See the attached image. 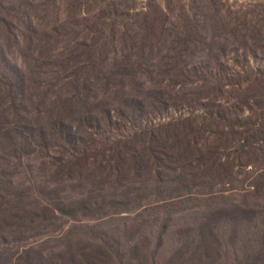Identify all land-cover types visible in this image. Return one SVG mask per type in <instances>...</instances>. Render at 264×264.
Listing matches in <instances>:
<instances>
[{
    "label": "rangeland",
    "instance_id": "1",
    "mask_svg": "<svg viewBox=\"0 0 264 264\" xmlns=\"http://www.w3.org/2000/svg\"><path fill=\"white\" fill-rule=\"evenodd\" d=\"M83 257L264 264V0H0V264Z\"/></svg>",
    "mask_w": 264,
    "mask_h": 264
},
{
    "label": "trees",
    "instance_id": "2",
    "mask_svg": "<svg viewBox=\"0 0 264 264\" xmlns=\"http://www.w3.org/2000/svg\"><path fill=\"white\" fill-rule=\"evenodd\" d=\"M153 22H157V21H159V16H155L154 17V19L152 20ZM158 24L159 23H156V24H153V23H151L150 24V30H149V32H150V34H154V31H153V29H155L157 26H158ZM175 52H177V54H180L176 49H175ZM231 94V93H230ZM233 94V93H232ZM231 94V95H232ZM63 128H65L66 126L63 124V126H62ZM65 131H64V129L62 130V133H64ZM147 133V139H148V143L149 144H153L152 142H159V138H161L162 137V135H163V132H162V130H161V128H159V130H156V129H149V130H146V131H143L142 133H140L141 135H145L144 133ZM137 135H139V133H136V136ZM148 144V145H149ZM153 147H155V146H147V148H148V152H147V154L148 155H150L151 157H154V153L157 151V150H155ZM211 157H215L212 153H211ZM161 174V176L159 177V179H164L165 180V173H160ZM122 179H123V177H122ZM173 180H171V182H172ZM110 250V249H109ZM107 253H108V255H109V257H112L111 255H112V252H110V251H107ZM85 260H86V257H83L82 258V260H81V263L82 264H100V262H98L97 261V258L96 257H93L92 259H91V261H89V262H87V263H85ZM80 263V264H81Z\"/></svg>",
    "mask_w": 264,
    "mask_h": 264
}]
</instances>
